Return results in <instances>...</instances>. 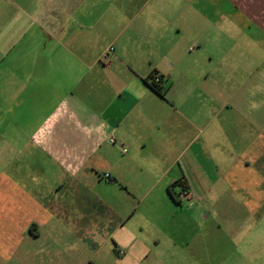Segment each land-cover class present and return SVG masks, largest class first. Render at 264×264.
Returning a JSON list of instances; mask_svg holds the SVG:
<instances>
[{
    "label": "crops",
    "instance_id": "0c3cea01",
    "mask_svg": "<svg viewBox=\"0 0 264 264\" xmlns=\"http://www.w3.org/2000/svg\"><path fill=\"white\" fill-rule=\"evenodd\" d=\"M223 1L0 0L7 260L175 242L183 216L264 226V0ZM241 44L257 63L238 68Z\"/></svg>",
    "mask_w": 264,
    "mask_h": 264
},
{
    "label": "rangeland",
    "instance_id": "374dc122",
    "mask_svg": "<svg viewBox=\"0 0 264 264\" xmlns=\"http://www.w3.org/2000/svg\"><path fill=\"white\" fill-rule=\"evenodd\" d=\"M259 31L255 27V33ZM237 49L238 68L250 67L252 59L254 64L259 61L257 56L251 57L249 47L244 48L241 44ZM184 204L182 203L180 209L177 208L186 210ZM197 223L198 217H176L172 223L176 226L166 230L175 240L171 243L168 239L162 241L161 234L145 229L144 237L147 239L140 246L114 248L111 244L102 248H78L65 252L61 250L60 263L46 257L51 252L50 248L41 249L45 252L42 254L39 252L40 248L36 246L29 249L28 258L25 260L21 259V255L11 256L7 260L4 246L0 248V264H264V232L257 230L260 227L264 228L263 224L254 226L255 232L248 238H245V234H238L236 239L230 233L220 232L216 228L214 218L201 219L204 227L197 226ZM5 241L6 234H0V244H4ZM248 242L250 245L244 244ZM36 250L38 256L34 254Z\"/></svg>",
    "mask_w": 264,
    "mask_h": 264
},
{
    "label": "built area",
    "instance_id": "2783aa9c",
    "mask_svg": "<svg viewBox=\"0 0 264 264\" xmlns=\"http://www.w3.org/2000/svg\"><path fill=\"white\" fill-rule=\"evenodd\" d=\"M114 47L113 46H108L106 48V50L104 51L103 53V59H106L108 57L109 54L112 53ZM161 80L158 76L154 75L152 78H151V81H150V84H153L154 86L158 87L159 84H160ZM109 143L110 144H114L115 143V140L113 138H111L109 140ZM123 151L125 152L126 150L123 149ZM106 179L109 178V175L106 174L105 175ZM175 198L176 200L179 202V203H182V202H190V200L193 198V195L191 193V191L189 190V188L187 186L185 187H179V190L175 193Z\"/></svg>",
    "mask_w": 264,
    "mask_h": 264
},
{
    "label": "trees",
    "instance_id": "16d2710c",
    "mask_svg": "<svg viewBox=\"0 0 264 264\" xmlns=\"http://www.w3.org/2000/svg\"><path fill=\"white\" fill-rule=\"evenodd\" d=\"M150 86H151V88H152L153 90H155L156 92H158V93L161 92L160 88L154 86L153 84H150ZM175 186H179V187H182V188H183V187H185L186 185H184L182 182H179V183L174 184V185L172 186V188L175 187ZM171 197H172L173 201H175L177 204H179V202H178V201L176 200V198H175L174 193L171 194Z\"/></svg>",
    "mask_w": 264,
    "mask_h": 264
}]
</instances>
